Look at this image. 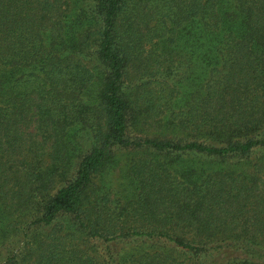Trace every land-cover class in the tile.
Here are the masks:
<instances>
[{
    "label": "trees",
    "instance_id": "obj_1",
    "mask_svg": "<svg viewBox=\"0 0 264 264\" xmlns=\"http://www.w3.org/2000/svg\"><path fill=\"white\" fill-rule=\"evenodd\" d=\"M87 1L0 0V264H264V0ZM137 118L173 137L133 141L106 205ZM74 128L92 147L63 177Z\"/></svg>",
    "mask_w": 264,
    "mask_h": 264
},
{
    "label": "rangeland",
    "instance_id": "obj_2",
    "mask_svg": "<svg viewBox=\"0 0 264 264\" xmlns=\"http://www.w3.org/2000/svg\"><path fill=\"white\" fill-rule=\"evenodd\" d=\"M90 3V1H87ZM88 22H77L75 29H79V33H82V36L86 30ZM89 43L91 44L89 49H85L83 51L85 60H82L84 64L90 68L94 74L95 79L90 82L87 86V89L85 93L82 95V99H84L87 103L93 102V97L96 93L100 91V89L103 86L102 80L105 78L106 73L103 71V66L99 65L97 55L95 54L97 43L94 42V38H91L89 40ZM146 50L149 51V48L146 47ZM71 51L69 50L66 55L71 56L73 54H70ZM82 55V53H80ZM78 55V57L80 56ZM80 58V57H79ZM135 69H130L128 72L130 74L133 73ZM182 88L186 89H195L194 83H188L185 82V86H182ZM167 114H169V111H166ZM166 116L162 117H156L155 121L162 122L163 119ZM133 123V124H132ZM171 130H163V131H155L151 129L150 126H148L147 123H144L140 118L135 119L133 122H129V128H128V135H129V141L131 142V145L128 147H120L113 150L111 153V159L109 162L104 166L100 167L99 171V177L97 180L95 179L93 183H97L98 187L101 191H106L110 196L108 197L109 202H107L106 205L114 206L118 200V197H121L122 194L129 193L128 189L129 184L128 182V174H126V169L129 166L130 159L132 157H141L142 153L133 146V141L135 139H144V138H151L152 136H160L159 139H168L172 138L173 134L170 135ZM65 141L67 142L66 147V156L64 157L63 166L61 171L63 170L62 175L63 177H70L68 175L70 169L74 167V165L77 163L78 159L87 152L92 147V135L90 134V131L88 129H82L74 128L73 131H71L66 135ZM163 159V158H161ZM164 161V160H162ZM161 161V162H162ZM233 162H227L226 167L229 168ZM208 164H205L207 166ZM210 166V165H208ZM211 167L213 169H217L220 167V165H216V163L211 164ZM242 168L243 166H239ZM226 169V168H225ZM224 169V171H225ZM14 171H17L19 174L17 176H20V180H23L25 182V176H23L24 172L18 169H14ZM22 178V179H21ZM54 185L50 191V195L55 192V190L61 185V177H57L54 181ZM98 188V189H99ZM39 199V198H38ZM122 199V198H121ZM40 202V200L38 201ZM17 216V215H15ZM14 221V218L11 219ZM16 221H14L13 224H15ZM17 226V225H12ZM97 249H101L102 246L97 245Z\"/></svg>",
    "mask_w": 264,
    "mask_h": 264
}]
</instances>
